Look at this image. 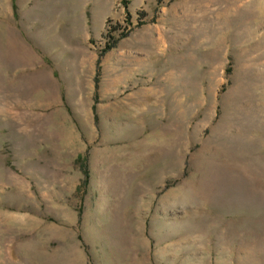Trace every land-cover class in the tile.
Here are the masks:
<instances>
[{"label": "rangeland", "instance_id": "obj_1", "mask_svg": "<svg viewBox=\"0 0 264 264\" xmlns=\"http://www.w3.org/2000/svg\"><path fill=\"white\" fill-rule=\"evenodd\" d=\"M96 5L79 84L0 98V264H264V0Z\"/></svg>", "mask_w": 264, "mask_h": 264}, {"label": "crops", "instance_id": "obj_2", "mask_svg": "<svg viewBox=\"0 0 264 264\" xmlns=\"http://www.w3.org/2000/svg\"><path fill=\"white\" fill-rule=\"evenodd\" d=\"M39 1L10 0L9 3H13L14 8L18 7L17 10L9 8L4 12L0 11V35L7 33L2 28L6 23L14 26L17 29L15 31L24 33L28 39L26 44L19 43L18 47L15 44L13 50L11 49L12 53L5 52V55L8 53L7 62L0 61V98L16 99L21 96L20 87L29 89L31 86L19 83V75L32 73L38 69L39 72L49 74L50 63L57 68L68 65L65 67L69 68L66 71L69 74L72 72V79L78 84L81 81L77 78H82L83 73L91 72L93 69L92 55L95 53L90 51L89 43L101 36L106 20L111 18L110 14L101 15L96 0ZM15 16L18 17L17 20ZM8 49L5 44L2 49L0 40V54L2 50ZM50 103L28 101L27 106L36 107L34 111L37 113H46L53 107ZM16 105V101L11 103V107L15 108L11 112H16ZM152 257L157 259L155 260L157 264H163L162 258L166 255L159 251Z\"/></svg>", "mask_w": 264, "mask_h": 264}, {"label": "trees", "instance_id": "obj_3", "mask_svg": "<svg viewBox=\"0 0 264 264\" xmlns=\"http://www.w3.org/2000/svg\"><path fill=\"white\" fill-rule=\"evenodd\" d=\"M108 48V47H107Z\"/></svg>", "mask_w": 264, "mask_h": 264}]
</instances>
